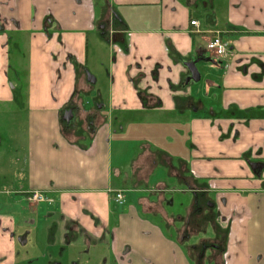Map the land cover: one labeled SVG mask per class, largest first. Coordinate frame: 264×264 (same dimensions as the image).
<instances>
[{
    "label": "crops",
    "instance_id": "1",
    "mask_svg": "<svg viewBox=\"0 0 264 264\" xmlns=\"http://www.w3.org/2000/svg\"><path fill=\"white\" fill-rule=\"evenodd\" d=\"M106 1L129 31L118 37L126 54L108 45V94L91 100L90 32L108 44L99 2L0 0V162L11 175L0 192L46 190L63 219L100 237L123 190L116 247L130 246L133 264H193L169 214L206 192L232 233L227 264H264V0ZM217 31L232 56L208 53ZM194 60L199 84L186 81ZM9 214L0 264L17 255Z\"/></svg>",
    "mask_w": 264,
    "mask_h": 264
},
{
    "label": "rangeland",
    "instance_id": "2",
    "mask_svg": "<svg viewBox=\"0 0 264 264\" xmlns=\"http://www.w3.org/2000/svg\"><path fill=\"white\" fill-rule=\"evenodd\" d=\"M97 2H99V4L95 11L96 16L98 17L97 14L99 13L107 14V19L105 21H99L100 18L98 19L97 27L100 33L102 31L101 35L108 44L100 39V35H98L97 32H90L89 68L91 69L90 73H92L97 79V86L95 85L92 91L86 95V97L91 100L97 97L99 92L103 95L108 94L110 82L108 74V45H111V49L112 51H115V54H118V52L126 54V48L124 45L120 46L118 37L124 32H129L128 30L124 31L122 24L121 26L117 25L116 11L108 9V3L106 0H96V3ZM96 3H92V11H94L93 7ZM99 23L103 24V26L100 27ZM196 31L201 32L200 23L199 28H196ZM127 36L128 35L123 36V39L126 40ZM224 38L227 51L226 54L220 55L208 48L210 35L206 36V49L210 55L215 57V59L232 56L229 48L230 43L226 40L225 36ZM92 59L95 60L92 61ZM194 61L196 62V60ZM214 61L216 65L221 64L218 60ZM230 66L231 64L228 62L225 64L227 70L230 69L228 68ZM260 68V70H262L261 73H264V67L261 66ZM87 80H89V78ZM191 80L197 81L192 84H199L198 81L200 80V75L198 80ZM85 105H89L87 100ZM69 109L73 110V108L70 107ZM66 110H68V108ZM64 118L65 114L63 115V119ZM64 120L65 122H63V125L68 127L70 122L66 119ZM88 121L86 120V126L90 125V121ZM77 125L85 124L81 122ZM2 147L11 149V147L4 144ZM1 165L0 162V190L7 189V187H3L4 184L5 186L8 185L10 180H3L4 178L11 177V175L9 176L6 174L8 171L2 169ZM119 192L123 195L122 198L126 200L124 191L120 190ZM46 195L48 200L36 202L28 199L27 195L24 194L0 192V214L10 213L9 215H12L15 219L14 233L11 235L16 245L17 255L15 258V264H133V261L131 262L130 259L132 258L130 246H124L125 248L122 250H118L116 247L115 224L117 225V215L123 211L126 203L122 205L121 202L114 199V196L112 197V206L115 209L111 218L112 227L108 230V233L106 232L105 235L100 236L101 239L96 237L99 236L101 231H96V233H94L96 236H91V238L86 236L85 247H83L81 243H78L81 236L79 238L78 235L75 234L79 232V230L71 229V233L69 226L70 221L63 219L60 216L58 201L56 198L52 197L49 192H47ZM183 197L186 199L189 198L188 195ZM192 203L193 202L191 201L184 210L182 208H178L177 210L176 208L175 210L177 212L172 214H169V211L167 210L168 214L171 216L170 223L181 224L179 228H176L175 236L181 244L184 245L193 264H227V254L232 233L229 230V226H225V223H223L222 220L216 219L220 212L219 208H217V205H214V209L211 210L205 206L204 200L201 199L199 203L203 209H200L197 213L192 211ZM102 231H104V229H102ZM221 243L223 248L220 251L219 244ZM120 251L123 252L121 253Z\"/></svg>",
    "mask_w": 264,
    "mask_h": 264
},
{
    "label": "built area",
    "instance_id": "3",
    "mask_svg": "<svg viewBox=\"0 0 264 264\" xmlns=\"http://www.w3.org/2000/svg\"><path fill=\"white\" fill-rule=\"evenodd\" d=\"M191 25L199 28L198 20L192 19L191 20ZM208 48L211 49L212 51L216 52L217 54H220V55L226 54L227 46H226V42H225L221 32H219V31L214 32L210 36ZM119 193L120 194H118L117 199L118 200H122L123 199L122 198L123 195L121 194V192H119ZM27 198L32 200V201H36V202L48 200L46 192L45 191H40V190H35V191L29 192Z\"/></svg>",
    "mask_w": 264,
    "mask_h": 264
},
{
    "label": "trees",
    "instance_id": "4",
    "mask_svg": "<svg viewBox=\"0 0 264 264\" xmlns=\"http://www.w3.org/2000/svg\"><path fill=\"white\" fill-rule=\"evenodd\" d=\"M115 14H116V22L118 23L117 25L119 26H121V24H122V26H124V21H123V19L121 18V16L117 13V12H115ZM101 33H102V31H101ZM146 97H148V96H146ZM201 196H202V198H203V200H204V202H205V206H206V204L207 205H209V207L208 206H206L207 208H210L211 210H213L214 209V201L212 200V198L208 195V193H206V192H202L201 193ZM201 196H198L197 198H201ZM197 198H195V200L193 201V203L191 204L192 205V211H194V212H199L200 211V209H203V208H200L199 206H200V203L197 201ZM198 205V207H197V205ZM210 205H211V207H210ZM216 230V229H215ZM217 231V230H216ZM222 248H223V246H222V243L221 244H219V250L221 251L222 250Z\"/></svg>",
    "mask_w": 264,
    "mask_h": 264
},
{
    "label": "water",
    "instance_id": "5",
    "mask_svg": "<svg viewBox=\"0 0 264 264\" xmlns=\"http://www.w3.org/2000/svg\"><path fill=\"white\" fill-rule=\"evenodd\" d=\"M186 64H187V66L189 67V69L192 72V76L188 77L187 81H190L191 79L198 80L200 73H199V70H198V68L196 66V62L195 61H191V62H187ZM87 74H88L89 80L94 83L96 81L94 75L92 73H90L89 71H87ZM72 115H73V110L72 109L66 110L64 119L70 121Z\"/></svg>",
    "mask_w": 264,
    "mask_h": 264
},
{
    "label": "flooded vegetation",
    "instance_id": "6",
    "mask_svg": "<svg viewBox=\"0 0 264 264\" xmlns=\"http://www.w3.org/2000/svg\"><path fill=\"white\" fill-rule=\"evenodd\" d=\"M99 25H100V27H102L103 26V24H101V23H99ZM222 34V33H221ZM223 36V38H224V35H222ZM225 39V38H224ZM261 72H262V70H261ZM70 108H73V107H70ZM68 110H69V107H68ZM214 205H216L215 204V202H214ZM206 206H208L209 207V205H207L206 204ZM200 208H202V206H199ZM210 207H211V205H210ZM69 226H70V231H71V233H72V230L71 229H77V230H79V232H77V233H75V234H77L78 235V237L80 238V236H81V239L78 241V243H81L82 245H83V247H85V241H86V236H89L90 238H91V235H89L87 232H85L79 225H77L76 223H72V222H69ZM96 238V237H95ZM100 238V237H99ZM101 239V238H100ZM217 246V245H216Z\"/></svg>",
    "mask_w": 264,
    "mask_h": 264
},
{
    "label": "bare ground",
    "instance_id": "7",
    "mask_svg": "<svg viewBox=\"0 0 264 264\" xmlns=\"http://www.w3.org/2000/svg\"><path fill=\"white\" fill-rule=\"evenodd\" d=\"M119 193V190L115 192L114 199L121 202V204H125L126 200L123 198L122 200L117 199V194ZM28 194V193H27ZM28 196V195H27Z\"/></svg>",
    "mask_w": 264,
    "mask_h": 264
}]
</instances>
